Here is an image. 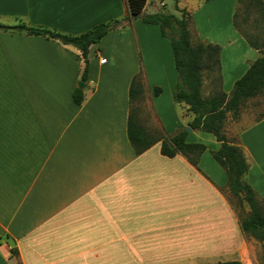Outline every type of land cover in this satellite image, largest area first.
<instances>
[{"label": "crops", "instance_id": "crops-1", "mask_svg": "<svg viewBox=\"0 0 264 264\" xmlns=\"http://www.w3.org/2000/svg\"><path fill=\"white\" fill-rule=\"evenodd\" d=\"M155 1L147 0L142 16L166 7ZM235 13L233 2L231 28L218 35L195 25L198 42L221 48L227 95L260 57L234 26ZM141 18L129 17L127 0H0L6 26L79 36L115 25L89 49L81 106L73 102L86 63L81 51L0 31V264L257 262V241L242 232L227 174L205 144L196 168L182 155L163 156L160 143L138 155L129 141L130 88L142 70L164 133L192 120L175 99L179 75L168 41ZM192 136L220 148L211 134L189 131L188 143H197ZM239 142L247 181L264 200V118L243 125Z\"/></svg>", "mask_w": 264, "mask_h": 264}, {"label": "trees", "instance_id": "trees-1", "mask_svg": "<svg viewBox=\"0 0 264 264\" xmlns=\"http://www.w3.org/2000/svg\"><path fill=\"white\" fill-rule=\"evenodd\" d=\"M127 1L130 18H136L137 15L143 13L147 4V0ZM239 1L237 0V2ZM175 4L180 16L161 12L152 15L144 14L141 20L147 25L158 26L161 36L170 40L175 66L179 75L175 99L178 104L186 105L188 112L192 115V120L187 125L188 128L191 131L211 134L220 144L219 150L213 153V158L227 174V193L230 197L240 202H245L250 208L249 215L240 220L241 230L244 234L260 241L263 244L264 253V200L258 197L247 181L249 165L245 159L242 147L229 142L224 133L228 116L231 115L232 118L238 120L246 101L264 93V48L245 37L247 43L259 51L260 57L251 64L245 75L236 81L231 94L227 95L221 88V48L210 43L197 42L193 44L190 30L192 15L185 8H179V0H175ZM236 16L237 12L234 16V26L237 28ZM114 28V23H104L85 34L71 36L48 29L29 27L25 24L16 26L0 24V31L41 35L58 41L63 45L77 48L81 51L82 58L86 61L81 77V83L83 84L88 80L87 60L90 47L98 44ZM207 71L216 72L219 82V90L209 98H205L202 95L204 73ZM141 75L142 73L133 79L130 88L131 109L128 138L135 153L140 155L155 144L160 143V152L163 156L174 158L177 155H182L191 165L197 168L201 156L206 151V146L199 143H188L186 141L188 132L185 129H181L171 136H167L164 131L163 134L152 135L136 123V111L133 106L138 97L144 92L140 84ZM160 93L161 89H154V96H159ZM84 99L82 87H77L73 93L74 104L81 106ZM263 118L264 116L257 121ZM16 253L15 250L12 251L13 255ZM214 264L243 263L230 261Z\"/></svg>", "mask_w": 264, "mask_h": 264}, {"label": "rangeland", "instance_id": "rangeland-1", "mask_svg": "<svg viewBox=\"0 0 264 264\" xmlns=\"http://www.w3.org/2000/svg\"><path fill=\"white\" fill-rule=\"evenodd\" d=\"M233 2L234 8H236L237 12L236 24L238 31L244 37L253 40L260 47L264 48V0H240L239 2H237V0H215L211 2H206L205 0H179V7L188 8L187 11L192 15V25H190V30L193 44L198 42L195 34V25L197 26V29L202 31L205 29L204 31L210 32L211 35H218L219 31L231 28L229 14ZM164 3L166 4V7L161 8L162 12L165 14L180 16V13L176 10L175 0H164ZM159 4L160 0H156L154 3L155 6H159ZM155 6H153L151 10H155ZM167 41L172 55L170 40L167 39ZM166 57L167 53L163 51V60L166 61ZM140 84L142 85L144 92L138 97L133 106L136 111V123L149 134H163V130L155 118L151 107V95L147 91L143 70L142 75L140 76ZM218 90L219 82L217 80L216 72H205L202 88L203 97L209 98ZM169 102L170 98L165 96L163 98V104L167 106L169 105ZM179 110H181V108H179ZM262 116H264V93L246 101L245 105L242 107L240 118L238 120L232 118L231 115L228 116L225 122L224 133L227 135L226 137L229 142L235 145H240L239 133L243 128V125L247 127L256 122ZM187 129L188 127H185L186 131ZM190 142H201L202 144H205L207 146L206 153L208 154V157H211L210 159H213L212 162L215 163L213 158L214 146L210 144L209 141L196 137L193 138L192 136ZM227 196L239 221L246 218L250 213L248 205L245 202H240L237 199L230 197L229 194H227ZM247 237L249 239H254L249 235H247ZM256 241L257 262H255V264H263V244L258 240Z\"/></svg>", "mask_w": 264, "mask_h": 264}, {"label": "water", "instance_id": "water-1", "mask_svg": "<svg viewBox=\"0 0 264 264\" xmlns=\"http://www.w3.org/2000/svg\"><path fill=\"white\" fill-rule=\"evenodd\" d=\"M141 17H142V13L136 16V18H141ZM83 86H84L83 83H80V84H79V87H83ZM189 131H191V130L188 128V129H187V132H189Z\"/></svg>", "mask_w": 264, "mask_h": 264}, {"label": "built area", "instance_id": "built-area-1", "mask_svg": "<svg viewBox=\"0 0 264 264\" xmlns=\"http://www.w3.org/2000/svg\"><path fill=\"white\" fill-rule=\"evenodd\" d=\"M104 62H105V60L103 59V60H102V63H104Z\"/></svg>", "mask_w": 264, "mask_h": 264}]
</instances>
